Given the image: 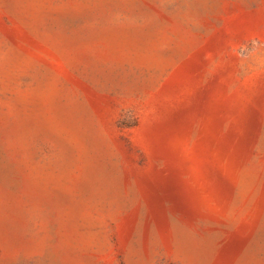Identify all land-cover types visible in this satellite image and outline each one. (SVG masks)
Returning <instances> with one entry per match:
<instances>
[{"label":"rangeland","instance_id":"374dc122","mask_svg":"<svg viewBox=\"0 0 264 264\" xmlns=\"http://www.w3.org/2000/svg\"><path fill=\"white\" fill-rule=\"evenodd\" d=\"M0 264H264V0H0Z\"/></svg>","mask_w":264,"mask_h":264}]
</instances>
